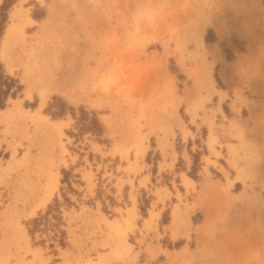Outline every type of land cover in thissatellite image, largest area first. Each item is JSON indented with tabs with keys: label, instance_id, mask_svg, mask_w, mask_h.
Instances as JSON below:
<instances>
[{
	"label": "rangeland",
	"instance_id": "374dc122",
	"mask_svg": "<svg viewBox=\"0 0 264 264\" xmlns=\"http://www.w3.org/2000/svg\"><path fill=\"white\" fill-rule=\"evenodd\" d=\"M13 21L0 264H264V0H1L0 54Z\"/></svg>",
	"mask_w": 264,
	"mask_h": 264
},
{
	"label": "bare ground",
	"instance_id": "6f19581e",
	"mask_svg": "<svg viewBox=\"0 0 264 264\" xmlns=\"http://www.w3.org/2000/svg\"><path fill=\"white\" fill-rule=\"evenodd\" d=\"M21 1H24V0H21ZM13 16H14V18H16V11L15 12H13V14H12ZM52 16V15H51ZM13 18V17H12ZM23 18V17H22ZM31 18V17H30ZM17 19V18H16ZM53 20V19H52ZM16 21H13V22H11L10 24H9V27H8V29H7V34H5L6 36H5V39H4V41H3V44H2V47H1V57L0 58H2V60H4L5 61V63H6V65H7V68H8V70L10 71V73L11 72H13L14 71V69H15V63L13 62V60L11 59V57H10V52H9V39H10V36H11V34L13 33V32H15V30H13V28L16 26ZM206 24V23H205ZM204 23H203V26L205 25ZM43 26V25H42ZM205 27V26H204ZM11 40V39H10ZM85 44V43H84ZM87 45V44H86ZM113 45V44H112ZM112 45H111V47H112ZM118 45V44H117ZM116 45V46H117ZM114 47V46H113ZM73 51H75V50H73ZM86 52V51H85ZM80 53V52H79ZM118 53V52H117ZM88 54V53H87ZM86 54V55H87ZM76 56V55H75ZM78 56V55H77ZM111 56V55H110ZM112 56H113V54H112ZM81 57V56H80ZM115 57V56H114ZM85 58H86V56H85ZM116 58V57H115ZM91 59V58H90ZM89 61V60H88ZM91 61V60H90ZM103 67V66H102ZM97 68V67H96ZM61 69V68H60ZM99 69V68H98ZM49 71V70H48ZM32 72V71H31ZM41 72V71H40ZM44 72V71H43ZM46 72V71H45ZM56 72V71H55ZM59 73H60V71H59ZM12 74V73H11ZM40 74V73H39ZM46 74V73H45ZM44 74V76L43 77H41V78H36L35 79V75H33L32 74V76H33V78L34 79H32V77H31V79H27V83H28V85H29V88H33V87H40L39 89L46 95V93L47 92H50V91H56V90H59V89H61V88H63V86H66V85H68V84H71V83H73L74 84V81H76L75 80V78H73V76L72 75H70L69 77H70V80H69V82H68V84L67 83H62L60 80H58L57 78H54L52 75H45ZM56 75V74H55ZM24 76V75H23ZM36 77H37V75H36ZM59 77V76H58ZM25 78V77H24ZM29 78V77H28ZM38 79V80H37ZM34 80V81H33ZM63 80V79H62ZM37 81V82H36ZM84 82V81H83ZM82 83V82H81ZM81 88V87H80ZM80 91V90H79ZM72 94H73V92H71ZM76 93V92H75ZM78 93V92H77ZM75 98V97H74ZM13 104H12V106H9V107H7V108H4V109H2L1 110V113H0V121H3V119L4 118H8V117H12V116H14L15 114H17V113H19L20 111H21V106L19 107V102L18 101H16L15 99H13ZM23 111V110H22ZM21 113V112H20ZM35 114V113H34ZM33 115V114H32ZM31 114L30 115H28L27 116V118H31V120L33 119V120H35V118H32L33 116H37V115H33L32 116ZM6 120H8V119H6ZM13 150H16L15 148H13ZM12 154H15V152L14 153H12ZM26 155V154H25ZM25 159H26V157H25ZM16 163V157L13 155L12 156V158H10V159H8L7 160V164H6V166L4 165V164H2V162H0V174H2V172L3 171H5V170H9L10 168H12L13 166H14V164ZM51 177V176H50ZM48 179H49V177H48ZM50 185H48V187L47 188H44V189H46L45 190V192L46 193H44V191H43V195H45V197H44V199H45V202H46V200H48L49 199V197L51 196V194H52V192H53V189L56 187V178H52V179H50ZM43 199V198H42ZM43 199V200H44ZM14 211V210H13ZM152 215H154L153 213H152ZM154 216H152V218H153ZM14 220V219H13ZM10 219H7V220H4L3 221V223H2V232H3V236H2V238L0 239V247H8V245H11V243H12V238H16L17 236H19L18 234H20L19 232H16L14 235H15V237L13 236V237H11L12 235L11 234H13V233H11V231H9V229H10V227H9V223H10ZM11 225V224H10ZM14 229V228H13ZM19 231V230H18ZM13 232V231H12ZM23 233H25V232H23ZM22 234V233H21Z\"/></svg>",
	"mask_w": 264,
	"mask_h": 264
},
{
	"label": "trees",
	"instance_id": "16d2710c",
	"mask_svg": "<svg viewBox=\"0 0 264 264\" xmlns=\"http://www.w3.org/2000/svg\"><path fill=\"white\" fill-rule=\"evenodd\" d=\"M6 4H3L2 6H3V8H2V10L4 11V6H5ZM3 21V23H4V21L5 20H2ZM2 21H1V23H2ZM8 91H6L5 89H1L0 88V107H4L5 106V103H4V101H2L1 100V97H3V96H5V97H8ZM46 215H48V211H47V214H44V215H41L40 217H36L35 219H34V223H35V225L37 226V225H39V221H41V219L44 217V216H46ZM56 218H57V220H59V219H61V217H59V216H56Z\"/></svg>",
	"mask_w": 264,
	"mask_h": 264
},
{
	"label": "crops",
	"instance_id": "0c3cea01",
	"mask_svg": "<svg viewBox=\"0 0 264 264\" xmlns=\"http://www.w3.org/2000/svg\"><path fill=\"white\" fill-rule=\"evenodd\" d=\"M0 1H1V0H0ZM97 249H98V251H100V252L102 251V250H101V247H98Z\"/></svg>",
	"mask_w": 264,
	"mask_h": 264
}]
</instances>
